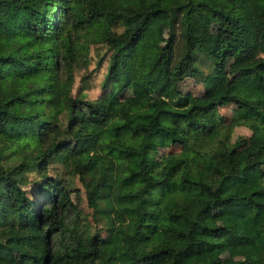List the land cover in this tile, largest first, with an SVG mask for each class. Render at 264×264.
I'll return each mask as SVG.
<instances>
[{
	"label": "trees",
	"instance_id": "1",
	"mask_svg": "<svg viewBox=\"0 0 264 264\" xmlns=\"http://www.w3.org/2000/svg\"><path fill=\"white\" fill-rule=\"evenodd\" d=\"M234 7V0H0V250L27 238L34 251L18 264H223L193 250L223 244L225 228L213 211L239 202L232 229L250 255L232 264H264L262 78L249 73L227 82L219 98L234 103V113L212 148L200 152L189 140L209 133L201 114L217 101L194 103L182 89L194 79L215 90L235 56L264 65V26L246 36ZM158 15L166 17L165 36L151 26ZM209 16L227 21L234 35L220 26L211 42L201 38L199 23ZM91 45L106 48L107 89L95 99L80 96L86 76L71 92L70 67ZM151 46L155 55L146 61ZM136 72L155 97L129 104L119 95ZM28 78L32 91L23 89ZM80 108L102 121L91 129L93 151L70 149ZM236 126L249 133L232 138ZM50 163L78 176L104 228L82 227L66 179L46 173ZM30 170L41 180L32 188Z\"/></svg>",
	"mask_w": 264,
	"mask_h": 264
},
{
	"label": "rangeland",
	"instance_id": "2",
	"mask_svg": "<svg viewBox=\"0 0 264 264\" xmlns=\"http://www.w3.org/2000/svg\"><path fill=\"white\" fill-rule=\"evenodd\" d=\"M160 1L166 6H170L173 2V0ZM234 5V14L237 15L242 23V30L246 36L255 34V32L264 26V4L262 0H234ZM151 26L160 36L166 35V17L162 15L153 17L151 20ZM220 26L226 27L228 32L232 36L234 35L232 27L227 21H223L221 18L209 16L205 19H201L199 23L198 32L200 37L207 42H211L212 36ZM77 42L79 44L84 43L82 37H79ZM155 51V47L151 46L148 50L146 61H152ZM105 52L106 48L103 45H91L87 52L78 56L73 62L74 64L70 67L72 72L71 92L73 96L76 94L81 83H83L80 80L84 76L88 79L87 82H85L86 79L84 80L87 87L81 91L80 96H84L88 99H95L102 94L105 89H107L103 88L102 81L106 70V58L103 54ZM102 54L104 59L102 60L100 67H97L96 61ZM249 73L262 78L261 83L264 92V65L256 64L254 61L238 56L228 59L225 76L215 90L207 93L205 83L194 79H187L185 84L182 85L183 91L190 92L192 94V101L194 103L206 104L211 101H217V105L211 113H207L203 116L201 114V117L209 123V133L206 135H200L199 137H192V139L189 140V144L196 152L212 148L217 139L225 133L231 116L234 113L235 104L220 99L219 96L224 91L228 81H234L242 75ZM64 74H66L65 71ZM34 87L35 82L33 79L28 78L23 81L24 91H32ZM119 97L129 104H135L142 98H154L155 93L149 82L142 78L140 73L136 72L130 85L120 92ZM10 110L17 111L18 109L17 107L12 106ZM64 118L65 117L61 115V119L63 120ZM78 119L79 125L72 137L70 149L72 152L93 151L96 140L94 133L91 132V129L100 128L102 126V121L97 119L85 108H80L78 112ZM240 133H249V130L245 126H236L234 127L232 138L236 137V135ZM26 151H29V149H26ZM166 151H168V148L159 149L160 153H164ZM46 173L48 175H58L66 179L68 188L71 192V198L80 211V223L82 224V227H88L91 232H93L97 227H105V219L100 220L98 223L94 222L92 209L87 204L83 186L78 176L68 174L63 163H50ZM28 177L31 179V182L29 183L30 188L41 182L40 176L35 170H30V172H28ZM241 210L242 207L239 202H230L213 211V216L216 222L225 228L222 234L224 241L219 248L212 251L204 250L202 247H195L193 251L199 259L210 255H216L222 260L223 264H232L237 259L249 257L250 248L247 246L243 237L232 229V226ZM113 215L115 220L124 221L125 219L119 212H114ZM73 216V214H69L67 218L72 219ZM102 233L103 235H106L104 231ZM10 243L9 250H0V260L7 264H18L19 261L22 260V255L24 253L34 251L32 246L29 245L27 238L14 239Z\"/></svg>",
	"mask_w": 264,
	"mask_h": 264
}]
</instances>
